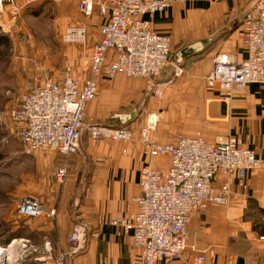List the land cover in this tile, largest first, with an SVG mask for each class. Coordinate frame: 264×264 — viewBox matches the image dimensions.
Here are the masks:
<instances>
[{"label": "crops", "instance_id": "0c3cea01", "mask_svg": "<svg viewBox=\"0 0 264 264\" xmlns=\"http://www.w3.org/2000/svg\"><path fill=\"white\" fill-rule=\"evenodd\" d=\"M46 1L55 5L58 33L66 27L85 29L84 39L79 40L82 44L65 47L68 59L63 55L65 63L70 62L76 78L84 84L91 75L93 46L100 39V28L107 22L108 14L103 15L97 5L90 13L79 12L81 0H12L8 6L11 9L13 4L14 9L22 10L21 16L24 14V18L31 19L39 15L37 10ZM257 1L178 2L163 14L148 17L153 29L171 37L172 57L182 45L212 37L227 28L203 52L186 59L172 80L165 83L159 101L161 133L154 136L158 143H173L179 135L191 136L201 131L209 143L233 140L256 150L258 155L264 154V84L235 87L232 96L227 98L207 82L215 57L221 56L231 63L245 59L244 25L241 22L236 26V23L245 11L256 8ZM2 17L8 21L5 14ZM34 58L37 59L33 57L31 64L24 62L26 58L17 63L22 92L27 81H24L25 75L34 83L44 80L38 81L42 72ZM63 76L64 71L57 81ZM118 76L111 82L99 78L98 89L108 87L109 83L120 85L124 79ZM153 113L146 111L130 124L136 133L132 141L103 139L95 142L84 135L80 149L71 157L48 149L35 152L29 160L36 172L34 192L28 194L35 193L46 208H56L57 215L31 218L24 225L17 206L25 194L20 195V189L9 195L2 192L0 198L4 199V205L8 203L6 209L9 207V210L0 212V257L5 256L0 263L35 264L39 251H44L45 237L67 248L68 236L80 221L89 226L90 235L85 251L71 264H139V251L133 245L132 235L112 220L136 211L133 198L140 191L141 169L145 164L153 167L170 164L168 156L147 157L143 152L142 135L137 129L153 125L155 130L158 122ZM67 161L69 173L61 187L56 182L55 171ZM226 179L233 191L231 203L227 206L211 204L205 213L195 212L188 226L187 250L180 258L160 264H194L200 253L207 257L205 264H264V242L259 239L264 233V169L250 171L245 186L238 184L236 175L217 176L218 183ZM15 239L19 243L9 248Z\"/></svg>", "mask_w": 264, "mask_h": 264}, {"label": "built area", "instance_id": "2783aa9c", "mask_svg": "<svg viewBox=\"0 0 264 264\" xmlns=\"http://www.w3.org/2000/svg\"><path fill=\"white\" fill-rule=\"evenodd\" d=\"M10 1L0 0V6ZM192 1L200 0H81L82 12L90 13L97 5L109 17L92 49L91 75L81 84L68 68L61 81L46 78L41 83L27 82L19 103L9 112L12 134L23 153L33 155L49 149L71 157L80 149L82 131L88 132L95 142L132 141L136 133L130 128L114 129L85 122V107L96 98L101 77L125 75L151 83L160 76L171 61V37L155 31L148 17L163 14L174 3ZM255 7L243 22L245 59L231 63L221 56L214 58L207 82L223 97H231L235 87L264 84V0H258ZM84 35V27H70L65 38L79 41ZM141 135L145 156H168L170 164L153 167L148 163L142 167L140 191L133 198L136 211L113 219L112 223L132 235L139 264H160L180 258L187 250L188 226L195 212L205 213L211 204L231 203L229 180L218 183L217 176L236 175L238 184L245 186L250 171L264 169V154L258 155L256 150L233 140L209 143L200 131L191 136L179 135L175 142L166 144L153 142L147 128L142 129ZM68 173V161L56 168L55 178L61 187ZM18 214L54 218L57 209L46 208L39 198L27 195L18 203ZM89 235L85 222L75 224L68 247L60 245L62 252L54 259L52 245L46 241L36 264H67L69 256L85 251ZM259 239L264 242V233ZM206 260V255L200 253L194 264H205Z\"/></svg>", "mask_w": 264, "mask_h": 264}, {"label": "rangeland", "instance_id": "374dc122", "mask_svg": "<svg viewBox=\"0 0 264 264\" xmlns=\"http://www.w3.org/2000/svg\"><path fill=\"white\" fill-rule=\"evenodd\" d=\"M11 3L12 2H10V4ZM8 5V2H6L2 7L0 6V197L3 193H6V195L16 193L19 189L21 190L20 195L25 194V196H27L34 194L33 196H35V193L28 194L34 192L33 188L35 185L34 174H36V172L32 169V165H30L31 161H29L33 155H25L23 153L19 141L12 134L13 124L9 117V112L19 103L21 94L26 90L27 82L33 80H30L31 78L28 79L25 75L24 81H27L25 83V89L22 92L19 79L21 74H19V70H16V68H18L17 63H22V60L26 58L24 62L31 64L33 63V57H36L37 59L34 58L36 60L34 61L38 63V67H40V71L42 72V78L38 81L46 78L57 81L61 78L63 71L65 76L68 68L71 69V72L76 77L70 62L68 61V64L65 63L63 55L67 58L68 54L64 52V49L74 44H82V42L74 40L69 41L65 38L67 30L70 27L64 28L63 32H57L59 27L55 25V21L58 13L53 2H44L41 6L42 8L37 10L40 16L37 15L31 19L27 17L24 18V14L21 16L22 10L18 11L14 9L13 4L11 9ZM78 11H81L80 8ZM3 14L6 15L8 19L7 22L4 21L5 19L2 17ZM82 67L81 65V68ZM118 77L124 79V82L120 85L109 83L108 87L104 86L98 89L96 98L90 101L85 107L84 121L89 124H106L117 128L119 127V122H117V118H115L114 115L129 113L139 102L145 99L141 114L152 110L155 112L153 113L155 114L154 119L158 122L159 101L166 87L165 82L158 83V79L161 78V75L155 78L151 83L144 78L127 77L125 75H119ZM115 78L107 79V81H114ZM148 89H152V91L145 98V92ZM125 91L127 92L125 93ZM134 91H138V93L136 94ZM155 91H158V93L156 94ZM144 126L137 129L138 131L140 130L139 133H141L142 129H149L150 139L152 138L158 143L155 137L159 135L158 133H161L159 130V122L155 130L153 125L151 127L147 125V127ZM125 127L134 130L130 124ZM86 135L90 137L88 132H86ZM21 168H24L22 169L23 173H20ZM3 201L4 199L0 198V212L9 210V207L6 209L8 203L4 205ZM18 216L23 219L24 225H26L25 221L31 219L22 217L19 214ZM49 238L50 237L44 238L42 246L44 248L45 242L50 241L52 245V254L54 259H56L62 252L60 249L61 244H57L56 242L55 245L52 239ZM22 243L29 244L27 241H22ZM4 248L6 249V247ZM43 253L44 251H39L37 257L42 256ZM77 255L79 254L69 256L67 264H71L72 260ZM3 257L5 258V256L2 255L0 260H2Z\"/></svg>", "mask_w": 264, "mask_h": 264}, {"label": "water", "instance_id": "95a60500", "mask_svg": "<svg viewBox=\"0 0 264 264\" xmlns=\"http://www.w3.org/2000/svg\"><path fill=\"white\" fill-rule=\"evenodd\" d=\"M248 14H249V11H245V13L242 14V16L239 18L238 22L236 23V26H237V24L244 22V19L246 18V16ZM234 27H235V25L233 26V28ZM226 30H227V28H223L219 32H217L215 35H213L212 37L196 40L192 43L182 45L180 48H178L175 51V53L173 54V57L171 60L172 63L168 64L165 67V69L163 70V72L161 74V78L158 79V83L169 82L172 79V77L177 73V69L182 68L184 66L186 59L203 52L209 45H211L216 39H218ZM151 91H152V89H148L145 92V98L148 96V94L151 93ZM144 101H145V99H143L141 102H139V104L133 110H131L129 113L115 114L114 117L117 118V122H119V127H117V128L115 126H109L106 124H96L95 123L93 125L100 126V127H109V128L115 127L114 129L123 128L126 125L133 123L139 117V115L141 114L142 106L144 105ZM116 125H117V123H116ZM84 135H86V132L82 131L81 132V138H80V145L83 141ZM79 222L80 221H77L75 224H77Z\"/></svg>", "mask_w": 264, "mask_h": 264}, {"label": "bare ground", "instance_id": "6f19581e", "mask_svg": "<svg viewBox=\"0 0 264 264\" xmlns=\"http://www.w3.org/2000/svg\"><path fill=\"white\" fill-rule=\"evenodd\" d=\"M136 140V139H135ZM137 141V140H136ZM22 241V240H21ZM17 243H19L18 242V240H14L13 242H12V244L10 245V247L9 248H11V247H13L14 245H16ZM0 253H2V252H0Z\"/></svg>", "mask_w": 264, "mask_h": 264}]
</instances>
